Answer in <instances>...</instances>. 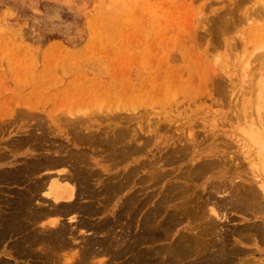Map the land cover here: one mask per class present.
<instances>
[{
    "label": "bare ground",
    "instance_id": "obj_1",
    "mask_svg": "<svg viewBox=\"0 0 264 264\" xmlns=\"http://www.w3.org/2000/svg\"><path fill=\"white\" fill-rule=\"evenodd\" d=\"M241 3L243 4V2ZM261 3L263 2H260V4ZM232 4L234 3L232 2ZM235 4H237L238 8V3L235 2ZM165 5L166 4H164V6ZM229 7H231V5ZM152 8L154 9V6ZM232 8L233 7H231V9ZM234 8L236 9V5ZM229 9L227 11L231 10ZM258 9L261 10L262 8L259 7ZM234 10H232L231 13H226L234 16L233 12H236ZM163 15L165 19L168 16V14ZM222 15L220 17V14H218L220 18L217 20L215 19L218 16L216 18L212 16L210 17L214 18V21L211 23L212 25L209 23L208 31L207 26L202 27L204 32L207 31L206 34L208 33L210 36L212 35L215 37L213 43H216H214V45H217V42H220L219 40H222V36L227 33L225 31H227V28H230L228 24H233V22H231L233 18L231 17L232 20H229L228 18L230 15H228L227 18ZM255 15H257V11ZM222 17L226 19H221ZM237 17L240 18V15ZM183 18L181 17L182 20ZM161 19V16L155 15L153 21H146L148 29L150 31L151 28L162 29V25H160V23H162ZM122 20L124 21L123 18ZM118 21L115 23H118ZM236 21L238 22L237 18ZM96 24L97 18L93 17L89 20L90 41H92V43L97 35L91 29H94ZM213 24L216 25V28L214 27L215 29L213 28ZM163 28H165V26ZM202 34L203 33H201V35ZM208 34L206 36H209ZM178 35H180L181 42H178V38L174 43L176 47H174L173 52L166 56L153 54L152 51L154 50V46L151 45L150 41L144 39L141 43V40L138 45L143 46V48L146 49V52L140 57V67L131 68L128 73L124 72L125 74L127 73L125 90H128L130 94L134 93V95L137 96L149 95L151 97L153 94H155V98L158 95L159 97L163 96L160 103L156 102L163 110L165 106H171L172 104L175 105H173V108H176L177 100L174 95L175 93L173 92L176 85L182 86L183 84L185 87L187 86L189 88V91L190 89H194L196 81L195 75L200 69V56H197L190 51L193 48L196 49L194 45H192V48V46L188 44L190 36L189 38L186 36L187 38L181 39V34ZM194 35L198 39L200 38L197 34L194 33ZM210 39H212V37ZM204 40L205 39H203V42ZM256 40H258V38ZM199 41L197 42L198 44ZM234 41L235 40H233V42ZM197 43L195 42V44ZM210 43H212V41H210ZM239 43L240 42H238V44ZM234 44L232 43L233 47L236 46ZM208 50L209 49H207V51ZM83 52L84 51L80 53ZM204 53L205 50L203 51V54ZM51 54L56 55L55 57H60L61 59L73 57L80 59L84 55L78 54L76 56L73 52H69L62 47H60V49L52 47L45 53L46 56ZM262 56H264V54H262ZM262 56L260 54V57L264 58ZM254 60L256 59L254 58ZM218 61L216 64H219ZM250 63L247 65L249 66ZM256 65L258 66L251 65L252 67H249L251 69L249 71H251L252 74L254 73L249 80H252L253 84H257V87L264 86V77L263 82L259 79L260 77H257L261 72H264V59H260V63L258 62ZM97 69L95 68V70ZM223 69H225V67ZM101 70L104 72L103 69ZM208 71L210 72V70ZM208 76L209 74L207 77ZM243 76L245 75L243 74ZM109 77L113 79L115 75L110 73ZM122 78L123 77H121V79ZM211 78L212 76L210 79L208 77L207 81L221 90L222 87L225 86L221 87L222 83L228 81L225 79L226 75L225 77H223V75L216 77V80ZM72 87L74 91L79 90V92L85 93V97L88 96L86 93L90 92L91 88L92 91L95 89L94 86L80 87L73 85ZM254 87L255 85L253 88ZM255 89L256 87L254 90ZM257 89L255 91L259 90ZM154 90L156 91L155 93L153 92ZM55 91L58 96L63 93L62 96L64 98L71 95L70 86L58 87ZM202 91L203 90L201 89V92ZM255 91L252 93V95H255L253 98L256 99V96H258L257 94L259 93V97L262 96V98L260 99L258 97L260 100L258 102L261 103L264 99V91L262 89H260L258 93ZM179 93H181V91H179ZM195 94L197 93L193 92V95ZM202 94L195 99L198 97L202 99ZM220 95V97H222L223 92ZM72 98H70V101ZM253 98H250L251 102L253 101ZM35 99L38 100L37 98ZM195 99L194 103L197 104L198 101L196 100L197 102H195ZM222 99L223 97L221 98V101ZM36 100L34 101L35 103ZM44 101L48 100L45 99ZM223 101H225V99H223ZM213 102L212 104L215 103ZM256 102L257 99L255 103ZM87 103L88 102H86V104ZM149 104L150 103H148V105ZM209 104H211V102H209ZM256 104L255 108H257ZM95 105L97 106V103ZM129 105L130 104H128L126 108ZM150 105L153 104L151 103ZM216 105H218L217 102ZM259 105L257 104L259 108H257L258 111L264 109H261V105ZM19 106L22 105L19 104ZM59 106L57 105L55 108ZM68 106L67 110L65 109L66 106H63L64 109H61L64 111L66 110L65 112L60 111V109L57 110L58 113L59 111L63 112L60 113L61 115H57L55 113L56 109L53 108L56 115H53V111L50 110V112H52L45 114L43 122L42 118H37V122L35 121L37 123L36 125L31 124V126H28V131H25L22 136L18 138L15 137L16 139L11 140L10 142L8 141L9 143L6 145H8L9 150L0 148V256H4L3 258H0V264H264V259L254 258L256 253L261 254L264 250L262 248L264 245V125L260 124L261 120L259 124L255 125V123L249 119L251 111L249 112L248 109L246 110L247 113L249 112L248 118L247 115H244L246 116L245 118L250 121V125L248 124L249 126H244V123L242 126L239 124L241 121L238 123V125H241L240 127H242L241 129L243 130V133L245 132L246 135H248L247 139L242 138L236 140L240 153L238 150H236L237 154L232 151L233 153L231 152V154H233L234 157H232L233 159H230L226 157V152L217 149V155L213 153L215 155V160H213L214 158L212 160L208 159L205 160V163H199L192 167L190 164V168L186 165L188 170L182 172L183 175L181 176V179L184 177L187 181L184 182L185 186L183 183L181 184L184 186V188L181 189V186H178L176 183H163L165 175L167 174L163 173L162 165L159 164L162 160H166L167 162L171 159L174 160L175 156L173 158V155L177 154L179 151L182 152V145L184 146L186 143L185 140H183L185 143H182L181 149L178 147V149H173L172 152H165L166 154L163 153V157L160 156V158H156L157 160L160 159V161H157L155 158V160L148 158L143 162H140L136 157L145 152L146 146L149 145L148 143L152 139V136L156 138L155 133L157 127L160 128L161 125L163 126L164 122L159 126H156L155 121L153 124L156 127L149 130L152 128L151 125L153 126L151 121L153 119L150 117L151 120L149 118L148 122L150 123L151 121V123L149 124L150 128L148 130L152 134L150 137H148L149 134H147V137L144 138L142 137V134H139L140 136L138 137L136 133L138 131L137 125L140 126L139 122L137 124L134 123L137 131H135L131 125H128V122H130L126 120L128 115L126 117L124 115L129 112L131 113V111L126 112L125 107H121L120 109L119 106L121 111L125 108L122 113H119L117 112L119 109H117L116 112H113V110L110 109V111H112L109 112V109H105L107 106L109 107V105L102 106L108 112H104L105 110H103V113L101 112L102 114H100V112L96 110L99 114L95 112L94 114L88 115L86 112L81 111H76V114L74 110H68ZM26 107H28V104L25 108ZM102 107H100V110ZM248 107L250 106L248 105ZM129 108L131 107L129 106ZM28 109L30 108L28 107ZM6 111L8 112L7 109ZM20 111L19 108L18 112ZM154 111L155 110H153V112ZM256 112L255 116L257 117ZM241 113H244V111ZM241 113L238 114L240 116L236 117V119H242L243 114L241 115ZM132 114H134V112ZM24 115L25 118L27 115L30 121L32 118H35L32 112L30 114V112L27 111ZM40 116L43 115L40 114ZM135 117L136 116L132 115L129 119H136ZM155 117L156 116L154 115V118ZM162 118L163 117L160 119L159 116L156 120L161 122ZM166 118L169 119L171 117L166 115L163 120H168ZM238 119L236 121H238ZM109 121L111 124L108 126L105 125V123ZM145 121H147V118ZM145 121L144 123H146ZM170 123L172 122H169V124ZM176 123L175 127L178 125V123ZM2 125L0 126L2 127ZM26 125L28 124H25V126ZM149 125L145 128H148ZM4 126L6 125L4 124ZM143 127L144 126H142V129ZM193 127L191 126L190 128ZM237 127L239 128V126ZM161 129L164 130V127L160 128V131ZM6 131L3 132L5 133ZM239 131H235V133ZM243 133L242 135H244ZM186 134L189 136L190 132ZM189 137L192 136L190 135ZM142 139H146L147 141H141ZM202 141H200V143ZM205 141L208 142L207 140ZM176 145L178 144L176 143ZM198 146L200 147L202 145L198 144ZM218 147L221 148L223 145L221 144ZM225 150L227 151L229 148H226ZM241 157L244 159L243 161H247L246 164L248 165L247 168L249 174L246 175L240 183H237V193L234 197L229 196L230 198H228V201L216 199L215 194L220 192V188L222 186H228L223 184L225 182L224 180H221L220 182H222L223 185H221L220 182L215 181V183L208 184V189L204 190L206 194H203V196L200 195L202 198H199V201H195L192 206L190 205L191 207L189 205L186 206L187 202L186 205L170 204L171 201H175L174 198H178V194L180 195L181 193H184L183 196H185V194L188 193L187 191H190V186L194 184L191 183V185H189V182L201 180V178L206 177L208 172H213L212 170L217 169V167L221 168L219 171L226 170L231 164V166H233V163L236 161L238 164L234 165L235 169L237 170V168L241 166L239 171L243 170V167L245 168V166H242L244 163L242 162ZM181 160L185 161L186 159ZM153 161H156L157 163ZM239 161L242 164L239 163ZM173 163H176V160H174ZM173 163L171 164L173 165ZM196 163L198 162L196 161ZM119 166L121 167L119 168ZM142 169L147 172L146 176L138 179V181L135 180V177L138 175L137 173L143 171ZM169 173L171 175V172ZM176 189H178V191L174 192ZM180 196L182 197V195ZM190 196L192 195H189V197ZM224 196L226 198V195H223V197ZM224 209H234L238 213L240 212L241 214H244V216L250 215V217H260L261 220L246 224L243 223L244 225H236L238 227L230 228V226L229 229H223L224 226H222V228L221 223H227L230 219H228V215H225L226 213L221 212ZM231 220L232 219H230V221ZM62 221L68 222L65 224ZM183 223H186L185 231L182 233L180 232L179 234L175 233L174 230ZM80 236L81 239H79ZM77 239H79V241ZM249 256H252V258ZM102 257L107 259L104 260ZM7 258H11L14 261H20L12 263L13 261L10 262L11 260H8Z\"/></svg>",
    "mask_w": 264,
    "mask_h": 264
},
{
    "label": "rangeland",
    "instance_id": "obj_2",
    "mask_svg": "<svg viewBox=\"0 0 264 264\" xmlns=\"http://www.w3.org/2000/svg\"><path fill=\"white\" fill-rule=\"evenodd\" d=\"M234 1L238 3L239 9L237 8V4H235ZM232 2L236 5V9L234 8L235 5L232 4ZM241 2H243V4ZM260 2L264 3V0H246V1H242V0L240 1L237 0H153V1L152 0H126V1L125 0H103V1L100 0H0V118H1L0 125L3 124L2 127L4 128L3 129L0 126V131H1L0 148L9 150L8 145H6L7 143H9L13 139L22 136L23 133H25V131H28L29 129L28 126H31V124L36 125L37 124L36 120H38L37 118L40 119L42 118V122H43L45 114H48L50 110L53 111L54 110L53 108H55L57 105L59 106L60 103H61L60 106L55 108L56 112L51 111L53 115L56 114L61 115L60 113H63L67 110L68 105H69L68 110H74L75 113L76 111L86 112L88 115H90V114H94L95 112H97L98 114L100 112V114H102L103 110L105 109L106 110L109 109V112H111L112 110L113 112L114 111L116 112V110L119 109V106L121 109V107L126 108V106L130 104L129 106L131 108H129V106L127 108L134 110H128L126 108L125 111L126 112L131 111V113L129 112L127 114L125 112L126 114L124 113L125 114L124 116L126 117L128 115L126 119L127 121H130L128 122V125H131L132 128L135 129V131L137 130L139 131L136 132L138 137L141 134L142 137L144 138L147 137L146 136L147 134H149L148 137H150L152 133H150L149 130H152L153 128L159 126L161 123L164 122L163 126L162 125L160 126V128L164 127V130L161 129L160 131V128L157 127V131L155 133L156 138L152 136V139L148 143L149 145L146 146L145 152L143 154L136 156L138 161L143 162L148 158H151L152 160H155L157 157L160 158V156H162L163 153L166 154L172 152L173 149H178V147L181 149L182 143L183 142L185 143L186 141L184 146L182 145V152L179 151L177 154L173 155V158L175 156L174 160H176V163H173L174 162L173 159H171L169 162H167L166 160L160 161V159H158L161 162L159 165H162L163 173L168 175V176L165 175L163 183L173 182L174 184L176 183L178 186H181V189L184 188L185 186L184 182H186L187 180H185L184 177H182L181 179V176L183 175L182 172H184V170L185 171L188 170L187 166H189L190 168V164L192 167L193 165L199 163H205V160L208 159L212 160L214 156L217 155L216 153L219 149H221L223 152H226L227 158L233 159L232 157L234 156L233 154H231V152L233 151L237 154L236 150L239 151L238 145L236 144V140L242 138L243 139L248 138V135H246L245 132L243 133V130L241 129L242 127L240 126L241 125L243 126V123L244 126L250 125V121L247 119L250 111H251L250 112L251 117L249 116V119L252 122H254L255 125L259 124L261 120L260 124L264 125L263 123L264 109H262L264 108V99L261 101V103L258 102L260 101L259 98L260 99L262 98V96L259 97L260 94L258 92L260 89L264 91V86L262 85L260 87H257V84H253L252 80H249V78L254 74V73L252 74L251 71H249L251 70L250 68L252 66H258L256 65V63L258 62L260 63V59H264L260 57V54L261 56L262 54H264V15H263L264 4L263 3L260 4ZM164 4H166L165 5L166 7L164 6ZM230 5L231 7H233L232 9L231 7H229ZM153 6L154 9L152 8ZM259 7L262 9L261 10L258 9ZM228 9L230 11H227ZM223 10L226 11L224 12ZM232 10L236 11L233 12L234 16L226 13V12L231 13ZM256 11H257V15H255ZM163 14H168L166 19ZM218 14H220V17L223 14L222 16H225L226 18L228 17V15H230L228 17L229 20H232L231 17L233 18V20L234 19L235 20L231 21L233 22L234 26L232 23L228 24V26L233 29L229 28L230 29L229 30L227 28V31H225L227 33L224 36H222L223 37L222 40H219L220 42H217V45L215 44L216 45L215 46L214 43L216 42L213 43V41H215V37H213L212 35L210 36L208 33L207 34L209 36H206L207 35L206 32L208 31V26L211 23H213L214 21L213 19L216 18ZM225 14L228 15L226 16ZM155 15H159L162 17L161 19L162 23H160V25H162V29L151 28L150 31L148 29V24L146 23V21L148 20L153 21ZM239 15L240 18L237 17ZM211 16L214 18H210ZM93 17L97 18V24L96 27H94V29L91 30L97 35V37L93 39V43H92V41H90L91 36H90L89 20L92 19ZM181 17L182 18L184 17L183 18L184 21L181 19ZM220 17L218 16L215 20H217ZM122 18L124 19V21L122 20ZM223 18L224 17H222L221 19ZM226 18H224V20ZM236 18L238 22L236 21ZM116 21H118V23H115ZM164 26L165 28H163ZM203 26H207V31L204 32L202 28ZM214 27L216 28L215 24H213V28ZM193 32L197 34V36H199L200 38L198 39L197 37H195ZM201 33L203 34L201 35ZM178 34H181L182 36L181 39L187 38L186 36H188L189 38L190 36L188 44L191 46L194 45V47L196 48L194 49L192 46L193 49H191L190 51L191 53L200 56L201 59L200 69L199 72L195 75V80H196L195 85L197 84L198 86L194 85V89L192 90L190 89L189 91V88L187 86L185 87L183 84H182L183 87L176 85L173 89V92L175 93L174 95L176 96V100H177L176 108H173L175 105L172 104L171 105L172 107L165 106L163 110L161 106L159 107L157 104L160 103V100L163 98V96L159 97L158 95L156 98L154 96L155 94L151 95V97L149 95L137 96L134 95V93L130 94L128 90H125L124 88L126 85L127 73L129 72V70H131V68L133 69L140 67V57L144 52H146V49H144L143 46H139L138 43H140L141 40L142 43L144 39H146L150 41L152 46H154L153 48L155 51L154 50L152 51L153 54L166 56L173 52L174 47H176L174 43L178 38H179L178 42H181L180 35ZM204 34L206 38L204 37ZM200 35L202 36V38ZM211 37L212 39H210ZM257 38L258 40H256ZM203 39H205L204 42ZM196 40L198 41L200 40L199 44L197 43L198 41ZM233 40L235 41L233 42ZM210 41H212V43H210ZM190 42H193L194 44ZM195 42L197 44H195ZM231 42L233 44L235 43L234 45L236 46L233 47ZM238 42H240L241 44L240 43L238 44ZM52 47L56 49H60V47H62L69 52H73L74 54H76V56L78 54H84V55L80 59L75 57L61 59L60 57L57 58L55 57L56 55H52V54L46 56L45 53L48 51V49ZM207 49L209 50L207 51ZM204 50L205 53L203 54ZM82 51L84 52L80 53ZM254 58L256 60H254ZM217 61L219 62V64H216ZM246 63L247 64L250 63V65L248 66ZM224 67L225 69H223ZM95 68L98 69L95 70ZM101 69H103L104 72ZM208 70H210V72ZM124 72L127 73L125 74ZM110 73L115 75L113 79L109 77ZM208 74H209L208 76L209 79L212 76L211 79H215V80L216 77H220L221 75L225 77L226 75L225 79L228 81H225V83H222V85L220 84L221 87L224 85L226 87L225 86H224L225 88L222 87L221 90L216 86L217 87L216 89L214 84L211 85L207 81ZM243 74L245 76H243ZM229 75H231L232 77ZM259 75H257V77L258 78L260 77L259 79L262 80L263 82L264 72H261ZM121 77L123 78L121 79ZM204 77H206L207 79ZM239 77L241 79V82ZM52 82L54 83V86ZM73 85H77L80 87L94 86L95 89L94 91H92L91 88V91L86 93V95L88 96L85 97V93H81L79 92V90H77L78 92L74 91L72 87ZM254 85L256 89L257 88L259 89V90L257 89L258 91H255L256 89L254 90L255 88V87L253 88ZM62 86L71 87V92H70L71 95L68 96L69 98L68 97L64 98L62 96L63 93H61L60 96L56 95L55 89ZM201 89L203 90L202 92ZM216 90L217 91L219 90L218 91L219 93ZM220 90L223 92L222 97L223 99H225V101H223V99L221 101L222 97H220L221 96L220 94H222V92ZM253 90L258 93V94L256 93L258 95L256 96L257 99L256 103L258 105L259 104L261 105V106L259 105L260 108L262 109L260 111H258L259 108L255 103L256 99L253 98L255 96L252 95V93H254ZM179 91H181V93H179ZM192 91L197 94L193 95ZM153 92L155 93L156 91L154 90ZM178 94L180 95L181 98L179 97ZM201 94L203 95L202 96L203 101L201 98H199ZM197 96L199 97L195 99ZM217 97L218 98L220 97L219 100ZM35 98H37L38 100H36ZM44 98L48 101H44L45 100ZM70 98H72L71 101ZM140 98H142L143 101ZM250 98H253L252 102ZM34 99L36 100V103L38 102L39 103L36 104L34 102L35 101ZM194 99L195 102L198 101L197 104L194 103ZM85 101L88 103L86 104ZM208 101L211 102V104L214 101L215 103L214 102L213 103L215 105L212 104V107L213 106L214 107L217 106V107L212 108L211 104H209ZM147 102L150 104L152 103L153 105L150 104L148 105ZM216 102L219 106L216 105ZM15 103L18 105H16ZM96 103L97 106L95 105ZM19 104L22 106H19ZM27 104L30 109H28V107L25 108ZM255 104L258 109L255 108ZM107 105H109V107ZM248 105L250 107H248ZM63 106L64 107L66 106L65 111L61 110L64 109ZM102 106L103 107L107 106V108L104 109ZM100 107H102L101 110ZM19 108L21 110L20 112H18ZM76 108H78L79 110ZM6 109L8 110V112L6 111ZM22 109H24L25 111ZM59 109L60 111L63 112L59 111L58 113L57 110ZM110 109L112 110L110 111ZM120 109L119 111L117 110V112L122 113L124 109H122L123 111H121ZM247 109L249 111L248 113L246 112ZM96 110H98L99 112ZM106 110L104 112H108ZM153 110L155 111L153 112ZM27 111L30 112V114L31 112L32 114H34L35 118L34 119L32 118L31 121L30 119H28L27 115L25 118L24 114ZM243 111L244 113H241ZM133 112L134 114H132ZM255 112L257 114V117L255 116ZM240 113L241 115L243 114L242 119L243 118L244 119L242 120L241 118L239 119L237 118L238 121H236L237 120L236 117H239L240 115L238 114ZM40 114H42L43 116H40ZM153 114L157 117V118L155 117L156 119H158L159 116L160 119L161 117L164 118L166 117V115L168 117L170 116L171 118H169L170 120L168 118H166L168 120H163L162 118V121L158 122L154 118ZM132 115L136 116L135 117L136 119L130 120L129 117ZM244 115H247V118H245L246 116ZM145 117L147 118V121H145L146 119ZM150 117L154 121L151 120ZM149 118L152 121V124L155 123L156 121L155 123L156 126L154 124L153 126L151 125L152 127L151 129H149L150 128L149 124L151 123V121L150 123L148 122ZM142 121L143 123L144 121L146 123H144L143 125ZM240 121L241 123H239ZM138 122L140 123V126L137 125V130H136L135 124H137ZM169 122L172 123L169 124ZM176 122L178 123V125H176L175 127ZM238 123L241 125H238ZM4 124L6 126H4ZM25 124L28 125L25 126ZM109 124H111L110 121L105 123V125L107 126ZM147 124L149 125V127L145 128L148 126ZM142 126H144L143 129ZM189 126L190 127L194 126L195 128L194 127L190 128ZM237 126H239V128ZM3 131H6L7 133L6 132L4 133ZM235 131H239V132L235 133ZM189 132H190L189 136L191 135L192 137H189L186 134ZM242 133L244 135H242ZM197 138L199 139V141ZM203 139L207 140L208 142H206ZM144 140L147 141L146 139H142L141 141ZM200 141L202 142L200 143ZM211 142L214 144H212ZM176 143L178 145H176ZM198 144L202 145L200 146L201 148L198 146ZM221 144L223 145V147L221 148L218 147ZM225 147L227 149L229 148V150L226 151ZM185 149L187 150L189 149L190 151L189 150L187 151ZM193 149H195L196 151ZM183 152H185L186 154ZM201 157H203L204 159ZM181 159H186V160L184 161ZM195 160L198 163H196ZM213 160H215V158ZM241 160L244 164H242L240 161L239 163H241L242 166H245V168L243 167V170L239 171L241 166L238 167L237 170L235 169L234 165L238 164V162L236 161L235 163H233V166H231L232 165L231 164L229 167L226 168V170L219 171L221 170V168L217 167V169L212 170L213 172H208L206 174V177L201 178V180L199 181L197 180L198 183L196 180H195L196 182L195 181L189 182V185H191V183L194 184L190 186V191L188 190L187 191L188 193L185 194V196H183L184 193H181L180 195H182V197L178 194V198L177 197L174 198L175 201L173 202L171 201L170 204L186 205L187 202L186 206L188 205L192 206L195 201H199V198H202L203 194H206L204 190L208 189L209 187L208 184L210 185V183L212 184L215 182H220L221 180H224L225 182L223 184L228 186L226 187L224 186L225 188L222 186L221 187L222 189L220 188V192L217 193L218 195L215 194V196L216 199L228 201V198H230L231 196L234 197L236 195L237 183H240L243 180V178L249 174V170L247 168L248 165L246 164L247 161L246 162L243 161L244 159L242 157ZM171 163H173V165ZM120 167L121 166H119V168ZM164 171L166 172L168 171V172L166 173ZM145 172L146 171L143 170L140 171V173H137L138 175L135 177V180L138 181V179L146 176L147 172L146 173ZM169 172H171V175ZM182 183L184 184V186L181 185ZM220 183L221 185H223L222 182ZM177 191L178 189H176V191L174 192ZM195 192L197 195L195 194ZM189 195L192 196L189 197ZM223 195H226L227 199L225 198V196L223 197ZM221 212L226 213L225 215L226 216L228 215L227 216L228 219L229 218L232 219L231 221L229 219L230 223L229 222L221 223V227L224 226V228L222 227L223 229L226 228L229 229L230 226H231L230 228L238 227L236 225H244L246 223L261 220L260 217H254V216L250 217V215L247 216L245 215L246 216L245 217L244 214H241L240 212L238 213L234 209L231 210L224 209ZM62 222L66 224L68 221H62ZM185 226L186 223L179 225L174 230V232L177 234H179L180 232L181 233L184 232ZM79 239H81V236ZM79 239L77 240L79 241ZM262 248L264 249V245L262 246ZM3 257L4 256H0V258ZM249 257L252 258V256ZM102 258L104 260L107 259V258L105 259L104 257ZM254 258L263 260L264 250L263 252H261V254L256 253L254 255ZM7 259L11 260L10 262L13 261L12 263L20 261V260L14 261L11 258H7Z\"/></svg>",
    "mask_w": 264,
    "mask_h": 264
}]
</instances>
